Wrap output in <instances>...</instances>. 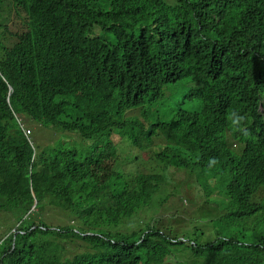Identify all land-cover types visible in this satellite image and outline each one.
I'll list each match as a JSON object with an SVG mask.
<instances>
[{
  "label": "trees",
  "instance_id": "1",
  "mask_svg": "<svg viewBox=\"0 0 264 264\" xmlns=\"http://www.w3.org/2000/svg\"><path fill=\"white\" fill-rule=\"evenodd\" d=\"M11 8L27 21H0V213L16 223L0 264H262L264 0H0V15ZM179 90L200 109L150 121ZM233 110L248 134L228 159ZM39 125L60 134L56 146L26 138ZM213 157H225V188L197 212L183 203L187 180L212 194ZM165 210L168 224L155 218ZM235 223L259 227L249 246L234 242L245 235L231 234Z\"/></svg>",
  "mask_w": 264,
  "mask_h": 264
},
{
  "label": "rangeland",
  "instance_id": "2",
  "mask_svg": "<svg viewBox=\"0 0 264 264\" xmlns=\"http://www.w3.org/2000/svg\"><path fill=\"white\" fill-rule=\"evenodd\" d=\"M24 20L27 21V17L25 13L20 11L19 15H15L13 13L12 8L10 10L9 9L4 10L0 15V21L3 24H6L7 27H9L11 30L25 28ZM182 96H183L182 90H179L176 96L174 98H171V100H167V102L164 101L161 105L151 108L149 111V116L151 117L152 120L151 119L149 120L152 121L153 123H156L158 121L159 122H169L170 120L173 119L174 115L180 110L184 112H193V111H198L200 109L198 103L192 102V100L185 98V95L183 97ZM28 129L30 130V135H29L30 140L32 137L38 138L37 142H32V143L35 145H38L39 147L54 146L60 137L59 133H55L54 131H48L40 125L28 127ZM64 135H65V140H67L69 144L75 143L78 147L83 146L85 144L74 133H64ZM114 158L116 160L118 158L117 160L118 163L119 161H122L124 164H126L124 161L125 159L122 158L121 156L116 155ZM146 158H147V152L140 151L138 154V159L145 162ZM126 165H129L131 167V164L128 162ZM184 173L185 172L183 171H177L174 168H170L167 171L166 175L169 176L170 180L173 183L179 184L180 182H183L185 180ZM217 174L219 175L217 183H218L219 189L221 190L222 188H225V184H226V181L223 183L221 182L225 173H223L221 170H218ZM187 181L191 184V186L187 191V197H186L187 202L185 203V201H183L184 205L188 206L189 204H191L189 206L191 208H197V212L201 210L213 211L214 210L213 201H211L210 203H206L204 191L201 187L197 185V183L195 182V179L190 178ZM158 203H160V201ZM225 206L226 204L223 205V208H222L224 215L228 212V210L225 209ZM170 213H171V210L169 211L165 210L164 212H161V214L155 216V218L160 223L168 224ZM8 214L9 213H5V212L0 213V237L8 234L10 231H14V229L16 228V223H14V221L10 218ZM187 217H190V216H186L184 219L179 221V222H186L184 224L183 229L188 228L187 222L190 220L188 218V221H185ZM133 219L135 222L138 223L139 217H134ZM46 222L51 226H54L59 223L57 219H54L51 221L46 220ZM202 222H204V219L202 220ZM241 225H247V224H243V223L233 224L232 227L230 228L231 234L237 233V236H239L240 234H247L249 230L246 232H242L240 230ZM180 232L182 231H180L179 228H176L174 230V233H180Z\"/></svg>",
  "mask_w": 264,
  "mask_h": 264
},
{
  "label": "clouds",
  "instance_id": "3",
  "mask_svg": "<svg viewBox=\"0 0 264 264\" xmlns=\"http://www.w3.org/2000/svg\"><path fill=\"white\" fill-rule=\"evenodd\" d=\"M50 98V96H49ZM257 112L260 115L264 114V100H259L257 101ZM230 122L231 124L226 127L231 129L235 136L236 139L234 140L233 138V134L232 131H226V136H225V140L227 141L226 143H223L225 145V147L228 150V154L226 155L228 159L233 158V157H239L243 150H244V143L242 141V133H244L245 135H247L248 133L246 132L245 128L246 126H244V123L246 121V116L239 113L236 110H233L230 114ZM24 134L26 135V138L30 139V130L27 128L24 130ZM223 139V137L221 138ZM82 140V139H81ZM162 144H165L164 140L162 139ZM31 146L33 145L31 142L29 143ZM56 146V144L54 145ZM51 146V147H54ZM185 154L187 156H190V161L192 160V158L194 157V155H191L189 153ZM197 160V159H196ZM225 157L224 160H220L218 161L216 158H210L209 164L205 166L206 171H211V170H219V169H223L225 167ZM170 169V168H169ZM168 169V170H169ZM175 169V168H174ZM177 171H184V170H178L175 169ZM188 171V170H187ZM190 173H194L192 171H188ZM208 173V172H207ZM229 173V172H228ZM211 190H213L212 194H210L209 196L207 195V192L204 193L205 199H206V203H210L214 197V191L215 193L218 194V191L220 190L218 187V183L217 182H211ZM253 201H257L260 203H264V185H262L260 188H258V190L255 192L254 194V198ZM225 209H227V204L225 206ZM202 211V210H201ZM224 216L223 214V209H219V211L217 212L216 216L214 217V219L216 220H220L222 217ZM218 224L223 225L224 222H219ZM207 223H202V226L204 228V230L206 232H209L206 228ZM218 228H220V226H218ZM127 225L126 223L123 225V227H121V230H127ZM259 227L258 226H254V223H251V227L249 228V232L245 235L239 236L235 239L234 242L238 243V244H242L244 246H249L251 244L252 238L254 235H256L257 233H259ZM212 233H214V231H212ZM87 235H91V233H88ZM211 237L208 236L206 238V240H210ZM262 264H264V252H263V262Z\"/></svg>",
  "mask_w": 264,
  "mask_h": 264
}]
</instances>
